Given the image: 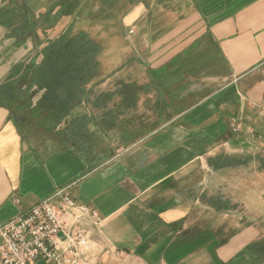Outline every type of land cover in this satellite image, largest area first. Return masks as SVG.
I'll use <instances>...</instances> for the list:
<instances>
[{
    "label": "crops",
    "instance_id": "crops-1",
    "mask_svg": "<svg viewBox=\"0 0 264 264\" xmlns=\"http://www.w3.org/2000/svg\"><path fill=\"white\" fill-rule=\"evenodd\" d=\"M101 22L82 145L0 105V224L66 189L93 264H264V0H0V86Z\"/></svg>",
    "mask_w": 264,
    "mask_h": 264
},
{
    "label": "trees",
    "instance_id": "trees-1",
    "mask_svg": "<svg viewBox=\"0 0 264 264\" xmlns=\"http://www.w3.org/2000/svg\"><path fill=\"white\" fill-rule=\"evenodd\" d=\"M100 51L99 43L83 31L67 32L50 41L17 80L0 86V105L14 108L13 115L18 120L25 121L26 118L17 116L25 107L38 120L46 114L47 120L41 126L56 128L78 101L83 81L97 72ZM40 90L43 95L31 105Z\"/></svg>",
    "mask_w": 264,
    "mask_h": 264
},
{
    "label": "built area",
    "instance_id": "built-area-1",
    "mask_svg": "<svg viewBox=\"0 0 264 264\" xmlns=\"http://www.w3.org/2000/svg\"><path fill=\"white\" fill-rule=\"evenodd\" d=\"M60 202L41 201L0 224V264H93L90 230L84 221L100 223L101 216L78 206L66 189Z\"/></svg>",
    "mask_w": 264,
    "mask_h": 264
},
{
    "label": "rangeland",
    "instance_id": "rangeland-1",
    "mask_svg": "<svg viewBox=\"0 0 264 264\" xmlns=\"http://www.w3.org/2000/svg\"><path fill=\"white\" fill-rule=\"evenodd\" d=\"M103 15H105V14H101L100 17H104ZM103 24H105V22H101V23H98V25H95L93 27V29H95V31L93 33H91V36L95 37L97 41H102L105 45H107L106 49L102 50L101 53L98 55L99 58H106V56L107 57H113L112 56V51L115 52V50H117L115 52V54L117 56H121V54H126L125 53L126 52L125 51V48L126 47H122L121 49H119V48H117V49L112 48V41H111V39L112 38H116L115 37V33H113L114 36L111 37V31H106V32L105 31H100V29L103 28V26H102ZM77 27H78V25H77ZM132 31L133 30H131V32ZM134 67H136V66H134ZM39 95L40 94H37L36 97L33 98V101L31 102L32 103L31 105H33V102L35 101V99ZM18 115L26 118L25 121L28 123V125H30L32 127L34 126V128H36V127L39 126L42 129H44V127H42L41 125L44 126V124H45L44 121L47 120V117H46L47 115L46 114H43L42 118L38 120L35 117H31V112L27 109V107H25V108H23L21 114L18 113L17 116ZM64 119H66L65 116L63 118V121L57 126V127H59V130H56L57 131L56 133H57L58 137L61 138L62 140H67L68 139V140H76L77 142L80 141V145H82L84 143L83 142L84 141V137L87 136L86 135L87 131L84 128V124L81 125V123L79 122L74 127L71 126L70 124H68V126H65V122H64L65 120ZM48 123L51 124V122H48Z\"/></svg>",
    "mask_w": 264,
    "mask_h": 264
}]
</instances>
